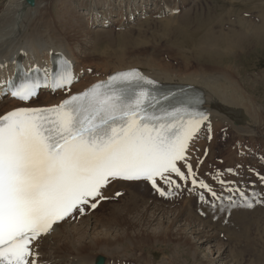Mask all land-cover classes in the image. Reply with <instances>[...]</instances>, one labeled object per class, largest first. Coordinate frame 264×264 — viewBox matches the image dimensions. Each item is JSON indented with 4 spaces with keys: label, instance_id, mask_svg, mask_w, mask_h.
Returning <instances> with one entry per match:
<instances>
[{
    "label": "bare ground",
    "instance_id": "obj_1",
    "mask_svg": "<svg viewBox=\"0 0 264 264\" xmlns=\"http://www.w3.org/2000/svg\"><path fill=\"white\" fill-rule=\"evenodd\" d=\"M0 1L4 3L3 9H0V66L7 65L4 69H0V73L10 72L12 70L11 61L22 58L26 64L36 62L41 69L49 70L48 56L50 52L64 57L68 56L74 63L70 68L73 84L68 91L58 90L54 94L42 92L35 102L27 106H45L47 108L58 106L73 95L81 94L96 84L107 82L112 76L138 70L137 72L145 80L152 81V84L160 88L177 92L185 90L189 95L192 93L199 95L201 101L199 105L208 116L207 127L212 130V135H215L221 127L227 126L241 137L252 138L255 135L264 138V110L253 95L247 91L248 88L244 86L245 77L238 71V58L254 45H264V0H202L206 2L200 5H198L200 0H197L198 2L192 0L190 3L187 0H159L161 6L171 1L175 2V5L178 4V17L169 19L165 17L166 23L163 28L168 31L166 37L168 40L165 45L166 39L163 45L153 46L154 44H150L151 47L153 46L150 53L140 48L146 46L148 51L149 44L143 41V43L135 45L132 34L120 32L121 35L118 36L120 45L117 47V45L107 42L109 37L112 38L110 33L96 31V34L95 31L85 30L83 25H77L80 14L70 13L69 9L74 4L80 9L87 7L82 2L78 4V0H56L59 1L57 11H62L58 17L55 16V13L58 12H53L56 7L54 6L55 0H35L34 8L27 7L24 0ZM129 1L133 5L128 7L129 11L134 10L136 3H133V0ZM112 2L114 3V0H102L103 16L108 14V8H113ZM106 4L107 8L105 9ZM187 4H189L188 7H186ZM167 7L165 6V8ZM92 10L88 12L91 13ZM113 11L115 13V10H112L110 11L111 15ZM161 12L163 14L165 11ZM118 16L126 20L122 12ZM168 16L171 15L168 14ZM67 18L72 19L74 23H70L71 20ZM167 20H175L176 26L168 29ZM67 21L70 22L67 23ZM83 35L90 36L92 40L87 48H82L80 44L77 45V40ZM100 35L103 38H99ZM163 51L167 54L165 58L161 56ZM158 54L160 55L158 56ZM12 72L14 70L10 72V76ZM75 79H77L76 82ZM0 84H2L1 80ZM17 106L19 104L10 99L0 101V116ZM149 107L153 108L154 106L151 104ZM205 131L204 129L200 138L204 137ZM197 145L202 150V155L197 151L195 156H200L202 161L205 160V156L207 157V154L203 153L207 144L198 139L189 148V153L190 151L191 153L188 156L187 164L191 162V157H195L194 150ZM211 151L209 150L210 153ZM229 153L228 158L231 159V152ZM198 162L195 164L196 168ZM231 163L234 164V161ZM206 164L203 162L198 169L202 171ZM196 168L194 169L196 170ZM208 169L206 167V170ZM133 185H137L138 192L128 188L127 183L114 182L110 187L109 185L105 187L102 194L103 196L109 195L113 199L118 191L125 190L127 191L126 195L131 196L130 199L133 202L147 201L145 194H149V192L147 193V189L144 188L145 183ZM162 186L160 189L164 192ZM142 210L143 214L149 213V210L155 211L153 215H156L157 212L161 215H169L174 211L172 213L174 218H171L166 224L167 228L161 229L157 234L153 232V236L157 238L171 239L173 236L174 240H179L174 245L176 253L173 254V259L182 258L186 264H188L187 258L193 260L192 264L197 259L196 254L186 255L187 252L196 251L197 248L192 249L195 245L184 236L185 232L178 228L181 220V222L184 221V226L189 227L192 234L196 235L197 244H209L214 240L215 235L208 232L209 230L200 229V232L193 230L194 219L187 215L184 218L181 210H172V212L166 213L165 209L150 208L146 204ZM85 217L89 220L93 215H84L83 218H79L80 225L77 224L78 226L75 223L74 225L72 222L69 223L70 219L56 224L48 234L38 238L32 245L35 261L38 264H96L94 263L96 256L93 255V252L100 251L103 247L112 246L114 240L110 238L93 239L87 234L85 236V231L90 226L89 223L85 224ZM83 224L87 227H82ZM174 227L177 230L172 235ZM186 242L193 247L186 249L185 252L184 245L181 244ZM60 245H66L71 253L61 255V262L54 254L49 257L50 251H46V249H57ZM115 248L117 247L115 246ZM178 250L182 251L179 256H177ZM216 253H219L220 258L225 254V251L221 246L217 248ZM29 259L31 260V257ZM202 259L204 258L197 260L203 264L208 263L205 261L206 259ZM109 261H106V264H111ZM231 262L237 264L234 260ZM112 264H117V262Z\"/></svg>",
    "mask_w": 264,
    "mask_h": 264
},
{
    "label": "snow or ice",
    "instance_id": "obj_2",
    "mask_svg": "<svg viewBox=\"0 0 264 264\" xmlns=\"http://www.w3.org/2000/svg\"><path fill=\"white\" fill-rule=\"evenodd\" d=\"M71 81L66 70L51 86L63 88ZM140 81L153 83L136 71L124 72L58 106L18 108L0 116V264H36L33 243L74 211L83 214L84 205L95 209L113 180L146 181L165 195L157 179L171 190L176 181L170 174H175L214 200H228L230 208L253 207L242 190L239 200L218 196L197 182L187 164L189 143L207 115L187 108L167 118L147 115L145 91L117 87ZM36 87L26 83L11 94L26 102ZM178 162H184L187 175Z\"/></svg>",
    "mask_w": 264,
    "mask_h": 264
},
{
    "label": "rangeland",
    "instance_id": "obj_3",
    "mask_svg": "<svg viewBox=\"0 0 264 264\" xmlns=\"http://www.w3.org/2000/svg\"><path fill=\"white\" fill-rule=\"evenodd\" d=\"M142 1L144 0H140L138 3H136V5H141ZM81 2L82 4L84 3V5L92 6V3H94L98 6L101 1L78 0L77 3L79 4ZM171 2L173 3V1ZM205 2L200 0L198 5ZM122 3L127 4L128 7L133 6L131 1L129 0H114V3L112 2V4L116 12L118 10L120 11V9L122 8L121 6L123 5ZM57 5H59V1H56V3H54V6L56 7H54L53 12H58L55 13L56 17L59 16V13H62V11H57ZM188 5L189 4H187L186 7H188ZM3 6L4 3L0 1V9H3ZM99 6L101 7V5ZM174 6L176 5L174 4ZM77 8L78 6L74 4L72 5L71 9H69V12H76V14H80V23L78 21L79 24L77 23V25H83L86 30L87 12L86 10L82 9L84 7H82L81 9L78 8L79 12H77ZM147 8H150L149 10L151 11L147 13L146 17H148V19H146L145 21L136 20L133 24L129 25L121 31H117L115 27L107 28L108 31H102L100 30V28H96L97 30L94 29L92 31H95L94 33H96V31L98 33H110L112 35V38L109 37V39H107V42L117 45V47H119L120 45V39L118 37L119 35H121L120 32H126L130 35L132 34L131 36L135 45L141 44L143 43V41L148 43V46H150V44H154L153 46L163 45L164 40L166 39L164 43L165 45L168 40L166 38L168 35V31L165 30L166 28H163L164 24L166 23V18L164 17L159 19L155 17V14L157 12L154 4H149ZM162 10L165 11L167 10V8L164 7ZM175 17H177V15ZM175 17L169 16L167 18L169 19ZM113 19L116 18L113 17ZM69 20H71V22L67 21V23H74L72 19ZM167 22L169 23V27H167L168 29H172L177 24L175 20H167ZM99 38H103V36L100 35ZM91 42L92 40L90 39V36L83 35L77 40V45L80 44L82 48H87ZM152 47L150 46V48H148V51L146 49V46L140 48L150 53L152 51ZM159 55L160 54H158V56ZM166 55L167 54L164 51L161 53V56L163 58H165ZM238 67V71L241 72V74L245 77V88H248L247 91L253 95L256 102L259 103L264 110V45L256 44L251 47V49L247 50L243 55H241L240 58H238ZM240 116L238 117L239 119L241 118ZM206 129L210 130V127H207ZM208 133L209 134L207 136L203 135L204 137L200 138L207 144V147H205V150L203 152L207 154V158L202 161L200 160V156H195V153L197 151H199V154L202 155V150H200L197 145L194 150L195 157H191L192 160L189 163V165H191L193 168V172H196L195 177H198V175H200L203 177V179H205L207 178L206 175L208 173V177L210 179H212L215 174L226 177L228 176L226 171H231L232 175L235 176L233 180L236 182V186H243L242 191H244L247 197L251 199L253 206L255 207L230 208L228 206L229 201L226 200L227 207L224 206V204L226 203L225 201H220L216 204L215 209L212 207L211 204L201 205L198 208L194 199L191 200L189 199L190 197L187 198V192L185 190L180 191L181 195H173L172 193L166 195V192L164 190V196L151 192L147 188L146 184L144 185V188L147 189V193L149 192V194H145V198H147V201L133 202L130 199L131 196L128 197L129 195H126L127 191L120 190L117 192L119 193V195H117L116 193L113 199L109 195H105L104 197L109 200L107 202L100 203L99 209L91 212L93 217L89 219L90 221L87 220L86 217L84 219L86 220L85 224H90V226L85 231V236L87 234L88 237L93 239L110 238L114 240V242H112V246H109L108 248L103 247V249H101L100 251L93 252V255L96 256L95 259L101 256L104 258V262L110 260L109 262H111V264L113 262H117V264H136L138 262L139 264H143L145 262H147L145 264H149V262L150 264H186L182 258H172L173 254L176 253L174 245L179 240H174L173 236H171V239L166 237L157 238L153 236L154 233L157 234L159 231H161V229L167 228L166 224L169 222V220H171V218H174L172 217L174 216L172 215V213H174V211L172 212V210H181V213L183 214L184 218L185 215H187L194 219L195 225L192 224V226L194 227L192 228L193 230L195 229L199 232L200 229H204L206 231L209 230L208 232H211L213 235H215L213 242L209 244H197L198 239H196V235L192 234V231L189 229V227L184 226V221L181 222V220L180 224H178L180 225L178 228L180 230H183V232H185L184 236L191 240V242H193V244L195 245L193 247L188 245L186 242L181 244L184 245V249H182L185 251L186 249L188 250L190 247H193L192 249L197 248L196 251L191 250L187 252L186 255L196 254L197 259L204 258L202 260L206 259L205 261L208 262L207 264H234L233 262H231L232 260L236 261L237 264H264V201L260 199V192L262 188L260 187V185H258V183H256L254 189L248 184L253 183V180H250L248 176L249 174L245 170V166H250L254 169L257 168L256 170L258 171L259 159H256L258 158V156L253 152L255 150H258L260 151L259 155L261 154V152L264 155V138L261 136L256 137L255 135L254 137L252 136V138H245L243 136L241 137L240 135L236 134V132H234L232 129H229V127L227 126L221 127L215 135H212V130H210ZM238 143H243L241 144L243 148L246 146L251 147L252 157L255 156L256 158L253 159L247 157V154L245 153L239 155L238 151L236 150V148H239ZM242 147L240 146V148L238 149L239 152L243 151ZM209 150L213 151H211L210 153ZM246 150H250V148H246ZM229 152H231V156L233 157H231V159L228 158L230 156ZM263 155L261 154L260 156ZM197 161L199 162L197 169L195 170L194 168H196L195 164L197 163ZM233 161L234 164L231 163ZM203 162H206L207 164L205 168L201 171L204 172L201 173L198 168H200ZM206 167L207 169H209L206 170ZM259 169L264 171L263 161L260 162ZM241 170H244L246 174L240 175ZM198 171L200 172V174L198 173ZM127 186L128 188H132L137 192L139 191L137 185L127 184ZM150 192L152 195L150 194ZM253 193L257 194L255 199H252ZM235 194V191L228 192V197H231V199L233 200H239L240 196H237V198L234 199L236 196ZM162 197L170 198L164 199ZM196 200L201 201L200 198ZM257 200H259L260 202H257ZM144 204L154 209L156 207H160L162 209H165L166 213H172H170L169 215H161L157 212L156 215H153L155 211L149 210V213L143 214L142 208ZM221 208H223V210H221ZM82 215L84 217V215L87 216L89 215V213H84ZM151 219H153L154 221H152ZM79 222L80 220H76L72 222V224L74 225L75 223V225L78 226L80 225ZM85 224H83L82 227H87ZM175 228L176 227L172 229V235L174 231L177 230ZM115 246L118 249L115 248ZM221 246L225 251V254L223 256L221 255V261H219V253L216 252L217 248ZM112 249H116L114 253ZM109 250L111 252H107ZM46 251H50V255H48L49 257H52L53 254L56 255L58 258L57 260H59V262H61L62 260L61 255L71 254L70 249L67 248L66 245H60L57 249H46ZM177 253V256H179L181 255L182 251L178 250ZM146 259L147 261H145ZM197 259L194 260V264H203L200 260ZM142 260L143 262H141ZM186 260L188 264H192L193 262V260L189 258H187ZM170 261H172V263H170Z\"/></svg>",
    "mask_w": 264,
    "mask_h": 264
},
{
    "label": "water",
    "instance_id": "obj_4",
    "mask_svg": "<svg viewBox=\"0 0 264 264\" xmlns=\"http://www.w3.org/2000/svg\"><path fill=\"white\" fill-rule=\"evenodd\" d=\"M29 7L34 6V0H25ZM96 264H103V258L97 260Z\"/></svg>",
    "mask_w": 264,
    "mask_h": 264
}]
</instances>
